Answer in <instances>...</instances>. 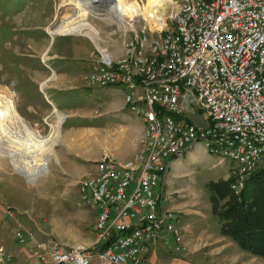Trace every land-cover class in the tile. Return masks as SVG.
Returning <instances> with one entry per match:
<instances>
[{"label": "built area", "instance_id": "built-area-1", "mask_svg": "<svg viewBox=\"0 0 264 264\" xmlns=\"http://www.w3.org/2000/svg\"><path fill=\"white\" fill-rule=\"evenodd\" d=\"M168 1L158 18L163 27L134 30L125 58L113 62L102 54L84 76L89 88L123 90L125 106L143 123L132 160H100L97 173L79 181L76 206L95 215L93 244L39 240L12 222L18 212L0 202L17 258L0 238V264H142L157 239L176 249L182 244L176 214L160 209L171 159L203 143L235 165L236 194L262 161L264 0ZM198 110L208 122L202 129L189 118Z\"/></svg>", "mask_w": 264, "mask_h": 264}, {"label": "rangeland", "instance_id": "rangeland-1", "mask_svg": "<svg viewBox=\"0 0 264 264\" xmlns=\"http://www.w3.org/2000/svg\"><path fill=\"white\" fill-rule=\"evenodd\" d=\"M83 1L87 2V0L77 2ZM133 1L139 8L138 16L135 20L125 22V25L119 23L115 13L113 16L104 10L110 0H104L103 4L106 5L98 6L99 9L86 3L84 6L89 13L86 17L87 26L91 28L90 31L95 37L91 38L85 34L53 36L48 34L47 28H54L68 15L72 16L76 1L63 6L64 0H0V90L10 101L11 110L17 117L19 116L35 137L45 141H55L49 155H46V170L39 172L40 174L37 172L36 177H31L14 157L5 154L0 146V197L4 199L7 206L18 212L12 222H19L24 229L34 231L35 237L39 240L48 238L67 246L80 244L89 247L93 244L95 215L87 209H78L76 206L79 182L71 184L67 178L58 174V169L69 164L70 159L61 156L63 158L61 161H55L53 157L56 153L63 154L67 148L62 142L65 129L73 127L72 129L78 130L81 126L88 125L89 121L84 120L81 115L87 118L89 111L92 113L97 109L99 112L101 109V112L105 111L104 107L99 105L102 99L97 94L98 91H65L57 94L47 91V84L51 85L47 79L52 78L47 76L50 70L44 67L49 64L47 56L57 54L66 60L76 58L77 62H83L82 60L86 59L93 62L90 70H94L97 66L95 63L102 59V54H107L109 60L113 62L125 58V46L133 37L134 30L144 28L154 32L155 29H160L164 25L162 22L159 23L151 13H147V0ZM44 57L47 64L42 61ZM41 72L45 74L40 78L44 80L43 84H39L37 80ZM64 73L76 78L71 85L81 84L90 87L84 80L86 75L82 66L65 69ZM66 85L69 86V84ZM64 87L66 86H60L59 89H65ZM89 94L92 96L88 97ZM49 98L60 100L57 105L59 109L70 108L77 113L74 116L67 114L58 134H54L53 126L57 124L58 116L61 114L46 107V104H49ZM189 118L198 128L202 129L208 125L201 110L189 114ZM75 136L74 139L78 140L79 136ZM142 137L143 133L139 139L138 151L141 148ZM9 146L13 147L12 154L14 149H19L21 153L17 152L18 155L26 158L32 156L30 152H25L26 145L16 146L10 143L7 147ZM108 159L125 163L133 158L122 162L104 155L99 161ZM211 160L204 161L201 168L192 170L195 171L196 189L199 191L194 198L201 214H195L191 218L200 220L202 224L207 225L208 231L220 236V222L212 213L211 194L208 188L210 182L220 180L218 179L220 174H218L219 168L211 166ZM225 162L228 164L227 167L234 169L233 162L229 160ZM258 169H264V157L254 171ZM96 173V170L88 172L81 179L91 178ZM12 222L5 224L0 221V238L3 245L6 243L14 247L9 226ZM173 222H177L176 225L180 229L183 222L182 214L174 215ZM232 243L233 248H227V253L224 252L225 256L199 255L189 258L188 261L192 264H225L223 260L226 258V264H264V259L251 256L241 251L234 242ZM93 264H99V262L95 261Z\"/></svg>", "mask_w": 264, "mask_h": 264}, {"label": "crops", "instance_id": "crops-1", "mask_svg": "<svg viewBox=\"0 0 264 264\" xmlns=\"http://www.w3.org/2000/svg\"><path fill=\"white\" fill-rule=\"evenodd\" d=\"M75 13L76 7H73L72 16ZM72 16L68 15V17ZM87 25L83 29L80 27V32H74L71 35L85 34L95 38L90 31L91 28ZM63 60L66 59L57 54L47 56L49 64L46 62L48 66H43L50 70V74L47 73L49 74L47 76L52 77L47 79L51 82V85L48 86L47 84L46 86L47 91L52 94L65 91H98L97 94L102 99L99 105H102L105 109L103 112H101L102 109L100 112L98 109L93 113L89 111L88 119L86 116L81 115L84 120L89 121L88 125H83L78 130L72 129L73 127L65 129L66 132L64 133L65 136L62 137V142L70 150L66 148L63 154L56 153L53 157L55 161H61L63 159L61 156L70 159L69 164H65L58 169V174L74 184L79 182L88 172H94L97 161L104 155L122 162L133 158L138 152L139 139L143 133V123L125 106V92L123 90L118 88H89L81 84L79 86L71 85V82L76 78L64 73L65 69L82 66L83 72L86 73L90 70L93 62L86 59H83V62H77L76 58L67 59L69 62ZM40 70L42 69L40 68ZM44 75L41 72L39 79L37 78L39 84L44 83V80L40 79ZM66 84H69V86ZM60 86L66 87H64L65 89H59ZM49 96L51 95L49 94ZM89 96H92V94H89ZM48 103L46 104L48 109L60 113L64 118L68 116V113L71 114L70 116L77 114L70 108L59 109L57 105L60 100L58 99L49 98ZM75 135L79 136L78 140L74 139ZM213 157L208 153L203 143H197L181 157L173 158L169 162L167 172L161 181L160 194L164 199L160 202V209L176 215L182 214L183 222L180 227L182 244L179 249H176L170 243H166L164 238H159L149 247L142 264H192L188 261L189 258H195L199 255L205 257L225 256L227 248H233L230 239L212 234L208 231L207 225L202 224L198 219L191 218L195 214H201L198 209L199 205L194 198L199 191L196 189L195 171L192 170L197 167L201 168L204 161L208 162ZM211 166L219 168L218 174H220V177L218 179L228 180L231 178V168L227 167L228 164L225 161L215 157L211 160ZM0 202L5 203L1 197ZM1 216L0 209V218ZM4 246L16 258L15 247L10 244L6 245V243ZM223 261L225 264L227 263L226 258Z\"/></svg>", "mask_w": 264, "mask_h": 264}, {"label": "bare ground", "instance_id": "bare-ground-1", "mask_svg": "<svg viewBox=\"0 0 264 264\" xmlns=\"http://www.w3.org/2000/svg\"><path fill=\"white\" fill-rule=\"evenodd\" d=\"M74 1H76V13L74 16H67L54 28H47L49 35H69L74 32H80L79 28L82 27L83 29L87 25L86 17L87 14H89L84 5L89 3L91 6H96L98 9V6L106 5L103 4L104 0H87L86 3L85 1L77 2L80 0H64L63 6ZM168 2V0H147V13H151L152 16L158 20V18H161L160 15L162 14V11L169 9ZM113 9L115 10L112 11ZM138 9L137 4L133 0H110L106 7H104V10H107L109 14L114 16L115 13V18L119 20L120 24L124 25L125 22L127 23L137 18L139 12ZM161 22L164 24V18L161 19ZM104 56L109 58L107 54ZM42 61L46 62V58L44 57ZM2 92L3 91L0 90V146L4 153L12 155L31 177H36L37 172L39 173L46 170V155L49 153L52 144H54L55 141H45L35 137V135L26 127L24 122H22V120L15 115L13 110H11L10 101L4 97ZM63 120L64 117L59 115L57 124L53 126L54 134H58ZM10 143L16 146L26 145L25 152H30L32 156L26 158L18 155L17 152L21 153L19 149H14V154H12L11 150L13 147H7Z\"/></svg>", "mask_w": 264, "mask_h": 264}, {"label": "trees", "instance_id": "trees-1", "mask_svg": "<svg viewBox=\"0 0 264 264\" xmlns=\"http://www.w3.org/2000/svg\"><path fill=\"white\" fill-rule=\"evenodd\" d=\"M233 182L231 178L208 185L212 213L220 222L219 233L241 251L264 259V169L252 172L237 194Z\"/></svg>", "mask_w": 264, "mask_h": 264}]
</instances>
